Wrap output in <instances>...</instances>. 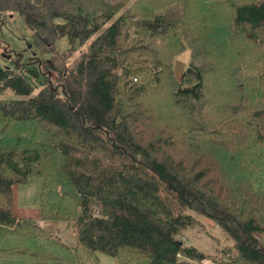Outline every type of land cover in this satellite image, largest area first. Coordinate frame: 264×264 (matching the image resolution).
Instances as JSON below:
<instances>
[{"label":"trees","instance_id":"1","mask_svg":"<svg viewBox=\"0 0 264 264\" xmlns=\"http://www.w3.org/2000/svg\"><path fill=\"white\" fill-rule=\"evenodd\" d=\"M49 82L0 65V264H264V0H0ZM189 50L178 78L176 58ZM7 51L10 52L9 49ZM42 178L40 221L14 213ZM218 223L219 255L188 232ZM85 248V254L80 247Z\"/></svg>","mask_w":264,"mask_h":264},{"label":"rangeland","instance_id":"2","mask_svg":"<svg viewBox=\"0 0 264 264\" xmlns=\"http://www.w3.org/2000/svg\"><path fill=\"white\" fill-rule=\"evenodd\" d=\"M68 37L60 39L57 43V53L41 54L33 45L32 31L27 27L23 17L18 13L0 12V65L10 67L25 76L28 81L35 87L37 93L49 82V77L40 70L38 60L46 59L49 63L54 64L58 71H63L72 65V62L78 57L76 53L72 59L62 61L61 55L69 48ZM7 49L10 50L7 51ZM190 57L189 50H185L177 56L175 62V71L178 78H181L183 71L188 65ZM42 178L32 177L28 183L15 187L14 195L17 202L24 207H35L39 209L40 191ZM208 226V231L200 228L188 232L190 241L200 250L211 255H219L220 249L233 243L226 232L214 220L203 217ZM46 225H44L45 227ZM45 228L56 232L58 237L69 245L78 244L77 235L74 231V223L63 221L59 223L48 222ZM81 252L85 254V248L80 247ZM100 264H117L113 256L108 254H98ZM207 264H215L213 259ZM203 261V260H202ZM200 261V264H204Z\"/></svg>","mask_w":264,"mask_h":264},{"label":"crops","instance_id":"3","mask_svg":"<svg viewBox=\"0 0 264 264\" xmlns=\"http://www.w3.org/2000/svg\"><path fill=\"white\" fill-rule=\"evenodd\" d=\"M14 213L17 217H32V218H36V219H40V210L38 208H33V207H26L24 205L21 206L20 202H17L16 197H15V204H14ZM39 223L41 224V226L44 227V225H48L47 221H40ZM45 226V227H46Z\"/></svg>","mask_w":264,"mask_h":264},{"label":"built area","instance_id":"4","mask_svg":"<svg viewBox=\"0 0 264 264\" xmlns=\"http://www.w3.org/2000/svg\"><path fill=\"white\" fill-rule=\"evenodd\" d=\"M204 264H207L208 262H210V259L208 260L207 258L203 259L202 261Z\"/></svg>","mask_w":264,"mask_h":264}]
</instances>
